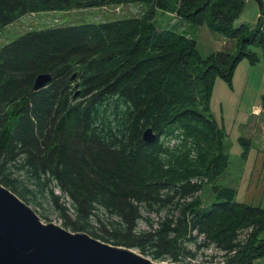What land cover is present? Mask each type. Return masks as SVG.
<instances>
[{
  "label": "trees",
  "instance_id": "trees-1",
  "mask_svg": "<svg viewBox=\"0 0 264 264\" xmlns=\"http://www.w3.org/2000/svg\"><path fill=\"white\" fill-rule=\"evenodd\" d=\"M130 3L142 12L28 30L0 46V185L26 204L49 201L63 228L154 261L253 264L264 256V208L214 182L228 156L209 96L215 77L230 86L239 60H257L250 47L264 59V1L249 28L232 25L243 0H0V28L32 12ZM156 10L233 48L203 58L192 37L156 27ZM38 74L49 79L33 90ZM237 140L243 158L250 142ZM210 246L221 253L203 252Z\"/></svg>",
  "mask_w": 264,
  "mask_h": 264
},
{
  "label": "rangeland",
  "instance_id": "rangeland-1",
  "mask_svg": "<svg viewBox=\"0 0 264 264\" xmlns=\"http://www.w3.org/2000/svg\"><path fill=\"white\" fill-rule=\"evenodd\" d=\"M135 4L27 13L0 28V46L14 40L28 30L125 18L141 11ZM257 14L258 5L256 1L243 0L242 9L237 18L233 20L232 25L245 24L251 28L255 25ZM261 21L264 22V13L261 15ZM153 22L158 28L173 29L192 37L197 52L203 58L211 52L233 48L232 40L227 39L222 34L209 31L204 24L187 22L172 13L156 10ZM250 49L255 52L257 60L254 62H250L247 58L239 60L233 70L230 86L219 77H215L213 80L209 96V112L217 124L225 130L226 154L228 156L226 169L214 182L234 189L236 201L264 208V159L263 157L260 159L261 165L251 173L252 179L248 187L246 185L248 178L244 180V177L250 167L247 163L249 160L243 161L241 158L242 147L237 140L238 137H248L250 144L256 148L261 145L260 137L264 135V112H260L262 116L258 120L257 112L253 111L256 108L262 110L264 59L258 47L252 46ZM251 150L254 151L252 147ZM209 187L210 185H205L199 193L204 203L209 202L212 196ZM52 189L54 194H60L58 188L52 187ZM60 201L62 199H59ZM34 202L37 204L29 203L27 205L33 209L42 223L59 224L60 218L52 209L49 201L35 198ZM66 205H68L67 202ZM92 225L95 226V223ZM138 227H144L140 220H138ZM259 236H264V229ZM130 249L141 254L136 248ZM143 256L149 258L147 255ZM176 263L183 264V261ZM253 264H264V256L255 259Z\"/></svg>",
  "mask_w": 264,
  "mask_h": 264
},
{
  "label": "water",
  "instance_id": "water-1",
  "mask_svg": "<svg viewBox=\"0 0 264 264\" xmlns=\"http://www.w3.org/2000/svg\"><path fill=\"white\" fill-rule=\"evenodd\" d=\"M255 1L260 7L261 1ZM48 79V74H38L32 89L43 86ZM142 138H152L149 129L143 132ZM0 264L165 263L153 261L130 248L110 245L85 232L42 223L31 207L0 185Z\"/></svg>",
  "mask_w": 264,
  "mask_h": 264
},
{
  "label": "crops",
  "instance_id": "crops-1",
  "mask_svg": "<svg viewBox=\"0 0 264 264\" xmlns=\"http://www.w3.org/2000/svg\"><path fill=\"white\" fill-rule=\"evenodd\" d=\"M261 109H254V112H257L256 115L259 116L258 120L261 119V116H262V113L264 112V107H261ZM262 112V113H260ZM245 138V137H244ZM248 138V137H246ZM261 139V145L260 146H257L256 148L253 147L251 144L249 146V149L247 150L246 154H245V157H241L243 159V161L245 159L249 160L247 163H248V166L249 167V170H248V173L247 175L245 174V177H244V180H246L247 178V182H246V185L249 187V183L252 179V172L255 170V169H258V167L261 165L260 164V159L263 157L264 159V135L260 137ZM249 142H250V139L248 138ZM251 143V142H250ZM251 147L254 149V151L251 150Z\"/></svg>",
  "mask_w": 264,
  "mask_h": 264
},
{
  "label": "built area",
  "instance_id": "built-area-1",
  "mask_svg": "<svg viewBox=\"0 0 264 264\" xmlns=\"http://www.w3.org/2000/svg\"><path fill=\"white\" fill-rule=\"evenodd\" d=\"M214 251V253H218V254H220L221 253V251H219V250H216V249H214L212 246H210V248L209 249H204L203 250V252H208V253H210V252H213ZM199 259V258H198ZM219 259H221V258H219ZM157 262H162V263H165V264H172V263H174V262H172V261H170V260H168V259H164V260H160V261H157ZM177 262V261H176ZM219 263H221L222 264V262L220 261Z\"/></svg>",
  "mask_w": 264,
  "mask_h": 264
}]
</instances>
